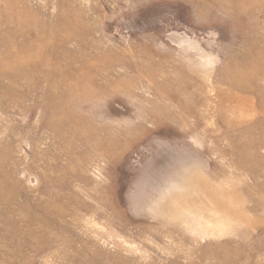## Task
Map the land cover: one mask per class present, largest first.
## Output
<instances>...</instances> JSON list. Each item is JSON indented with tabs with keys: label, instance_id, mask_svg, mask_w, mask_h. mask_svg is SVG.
Returning a JSON list of instances; mask_svg holds the SVG:
<instances>
[{
	"label": "rangeland",
	"instance_id": "obj_1",
	"mask_svg": "<svg viewBox=\"0 0 264 264\" xmlns=\"http://www.w3.org/2000/svg\"><path fill=\"white\" fill-rule=\"evenodd\" d=\"M0 264H264V0H0Z\"/></svg>",
	"mask_w": 264,
	"mask_h": 264
}]
</instances>
